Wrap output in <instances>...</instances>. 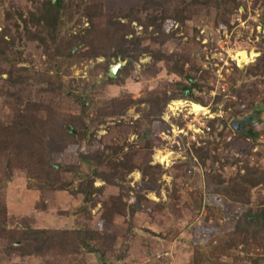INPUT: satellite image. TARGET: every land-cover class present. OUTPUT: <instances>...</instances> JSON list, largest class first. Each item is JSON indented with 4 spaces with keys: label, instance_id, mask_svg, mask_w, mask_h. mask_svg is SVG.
Instances as JSON below:
<instances>
[{
    "label": "trees",
    "instance_id": "obj_1",
    "mask_svg": "<svg viewBox=\"0 0 264 264\" xmlns=\"http://www.w3.org/2000/svg\"><path fill=\"white\" fill-rule=\"evenodd\" d=\"M256 5H264V0H253L249 6L245 0H179L171 7L160 0H143L139 6L112 11H106L100 0H0L4 14V22L0 24V63L8 65L7 69L0 70V79L6 84L4 98L11 112L8 121L0 125V187L15 169L23 170L25 188L38 192L40 199L35 206L43 205L42 196L47 190L69 191L80 195L79 205L72 209L74 216L85 214L91 218V210L99 203L104 222L111 223L120 216L126 224L120 240L114 232L89 226L8 225L5 207L0 206L1 252L9 257L27 255L55 262L46 259V264H80L86 253H94L102 264L123 259L136 234L131 218L142 206L138 200L142 197L137 192L133 203L123 199L136 190L128 186L122 191L123 183L128 184V174L134 170L151 184L162 173L160 165L150 163L158 140L152 124L160 122L165 105L171 99L186 97L204 103L196 97V92L205 85L200 83L201 77L192 74L197 71L196 67H185L187 58L165 52L162 46L174 37L178 26L186 24L200 10L207 13L214 9V25H221L223 31L229 32L237 24L234 18L239 8L243 7L245 15L249 7L253 11ZM97 18L103 19L102 25L97 24ZM167 21L176 23L177 28L165 30ZM133 22L142 26V34L136 31ZM247 34L244 30L243 35ZM145 41L149 43L143 44ZM30 42H35L46 58L42 70L25 64L23 51ZM144 52L150 60L140 63ZM97 57L104 59L95 67L91 66L86 76L70 77L68 67ZM118 62L122 64L112 77L109 69ZM160 62L167 73L179 79L162 87L146 88L137 98L129 92L100 96L101 89L122 84L136 65L145 77L156 76ZM96 66L102 71L100 78H96ZM244 69L249 75L264 76V51ZM4 73L5 78L1 76ZM1 92L0 86V95ZM52 93L56 95L46 102L43 95ZM216 99L223 103L220 96ZM249 101L255 105L254 110L261 109L254 100ZM224 103L226 111L229 103ZM131 107L139 113L137 121L142 125L135 140L114 142V145L101 140L99 125L114 116H125ZM238 114L233 111L230 117ZM236 121L242 122L239 128L233 127L239 136H259L254 128V114L234 120L232 126ZM209 124V137L198 146L193 144L192 151L188 150L186 155L188 159L179 163L182 171L179 177L184 179L188 164L193 161L205 169L207 193L249 204L253 192L256 197L264 194V164L256 161L251 165L246 158L237 159L236 171L224 178L220 172L223 166L218 169L216 165L221 161L217 146L224 138L226 124L222 130L215 127V121L210 120ZM87 146L94 148L86 151ZM69 147L75 148L78 162L64 164L53 160L55 153ZM138 148L143 150V155L137 161ZM96 180L103 185H95ZM105 185L115 186L119 192L101 198ZM175 187L179 190L177 194L185 193L184 188L175 184L173 192H176ZM196 190L201 197L202 190ZM232 219V231L205 244L193 245L191 264H264V202L247 207ZM240 245L244 252L241 256L232 251Z\"/></svg>",
    "mask_w": 264,
    "mask_h": 264
},
{
    "label": "rangeland",
    "instance_id": "obj_2",
    "mask_svg": "<svg viewBox=\"0 0 264 264\" xmlns=\"http://www.w3.org/2000/svg\"><path fill=\"white\" fill-rule=\"evenodd\" d=\"M100 1L106 11H112L139 6L143 0ZM160 1L171 7L179 0ZM249 8L245 15L243 7L239 8L238 15L234 18L237 24L229 32L223 31L221 25H214V9L207 13L200 10L183 26L168 21L165 23V30L176 29L177 26L179 28L162 49L168 53L182 54L188 59L185 67H196L197 71L191 73L195 77H201L200 83L205 84L196 92V97L201 98L204 103L186 97L171 99L165 105L160 122L155 121L152 124L155 139L158 137V140L153 147L150 163L160 165L162 173L151 184L143 181L140 172L134 170L128 174V184L123 183L122 191L128 186L136 189L123 199L133 203L136 200L134 193L137 192L142 197L138 199L142 206L131 218L136 234L129 250L123 259L116 260L113 264H191L194 244H205L209 239L226 235L233 230L232 218L235 214L264 202V194L256 197V192L252 193L249 204L230 201L223 195L209 194L204 190V167L190 161L184 179H180L182 171L178 166L180 162L188 159V150L192 151L193 144L198 146L201 140L209 137L210 120L215 121V127L218 126L221 130L226 124L223 127L224 138L219 140L217 146V155L221 161L216 163L218 169L223 166L220 172L224 178L227 179L236 171L237 159L246 158L251 165L256 161L264 164V76L249 75L244 69L264 51V5H256L253 11ZM3 16L0 10V24L4 22ZM96 22L102 25L103 19L97 18ZM132 24L136 25L135 22ZM244 30L248 31L247 35H243ZM136 31L142 34V26L136 25ZM147 43L149 42L145 41L143 44ZM240 53H244L246 58L242 60ZM144 55L140 58V63L150 60L145 52ZM23 57L25 64H30L38 71L46 66L42 49L35 42L26 44ZM103 59L97 57L68 67L70 77L83 78L91 66ZM157 66L159 69L156 76L145 77L136 65L122 84L101 89L100 96L112 97L129 92L133 98H137L146 88L162 87L167 82L179 79L174 74L167 73L161 62ZM7 68L8 65L0 63V70ZM96 72V78H100L102 71L97 66ZM1 76L5 78L6 74ZM0 86V125H3L8 121L11 112L4 98L6 84L2 79ZM54 95L56 94H45L43 97L46 102H50ZM217 96L224 99L223 103H229L226 111L223 110V103L217 102ZM57 98L55 96L54 100L58 103ZM249 100H254V104L260 105L261 109L254 110L255 105H251ZM233 111L239 114L230 117ZM250 114L255 115L254 128L259 134L257 138L239 136L232 126L234 120ZM138 117L139 113L131 107L125 116H114L112 120L99 125L98 135L104 142H111V145L117 142L119 144L123 140L131 142L135 140L137 132L142 131ZM220 119L224 120V124ZM93 148L87 146L85 150ZM142 155L143 150L138 148L136 160H140ZM53 160L64 164L78 162L73 147L55 153ZM24 184V171L15 169L8 181L0 187V206L5 207L8 225L21 223L40 227L89 226L103 232H114L118 240L126 230V224L120 216H116L111 223L104 222L100 217L99 203L91 210V218L85 214L74 216L72 209L79 205L80 195L73 192L47 190L42 196L43 205L35 206V202L40 199L38 192L27 190ZM101 184L103 185L102 181L96 180L95 185ZM173 184L184 188L185 193L177 194L179 190L176 187V192H173ZM104 189L101 198L119 192L112 185H105ZM196 189L202 190L201 197ZM240 247L241 245L232 250L239 256L244 254ZM46 259L27 255L5 256L0 246V264H46ZM82 260L80 264H102L94 253L84 254ZM47 261L55 263L50 258Z\"/></svg>",
    "mask_w": 264,
    "mask_h": 264
},
{
    "label": "water",
    "instance_id": "obj_3",
    "mask_svg": "<svg viewBox=\"0 0 264 264\" xmlns=\"http://www.w3.org/2000/svg\"><path fill=\"white\" fill-rule=\"evenodd\" d=\"M121 64H122V62H118L117 64H115V65L110 67V69H109L110 76H112V77L115 76L116 70L120 67ZM241 123H242L241 121H236V122L233 123V127L234 128H239Z\"/></svg>",
    "mask_w": 264,
    "mask_h": 264
},
{
    "label": "built area",
    "instance_id": "obj_4",
    "mask_svg": "<svg viewBox=\"0 0 264 264\" xmlns=\"http://www.w3.org/2000/svg\"><path fill=\"white\" fill-rule=\"evenodd\" d=\"M245 1H246V3H247L248 6H249V5H251V3H252L253 0H245Z\"/></svg>",
    "mask_w": 264,
    "mask_h": 264
},
{
    "label": "bare ground",
    "instance_id": "obj_5",
    "mask_svg": "<svg viewBox=\"0 0 264 264\" xmlns=\"http://www.w3.org/2000/svg\"><path fill=\"white\" fill-rule=\"evenodd\" d=\"M240 55H241V57H242V60L244 59V57H245V55H244V53H240ZM252 56V55H251ZM246 58V57H245ZM196 107H198V106H196ZM199 108V107H198Z\"/></svg>",
    "mask_w": 264,
    "mask_h": 264
}]
</instances>
